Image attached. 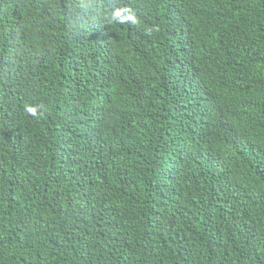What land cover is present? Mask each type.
<instances>
[{
	"label": "trees",
	"instance_id": "16d2710c",
	"mask_svg": "<svg viewBox=\"0 0 264 264\" xmlns=\"http://www.w3.org/2000/svg\"><path fill=\"white\" fill-rule=\"evenodd\" d=\"M0 264H264V0H0Z\"/></svg>",
	"mask_w": 264,
	"mask_h": 264
}]
</instances>
